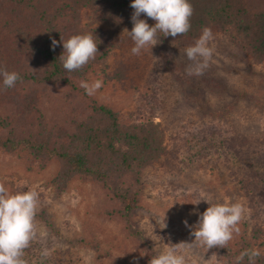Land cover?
Instances as JSON below:
<instances>
[{
	"label": "trees",
	"instance_id": "obj_1",
	"mask_svg": "<svg viewBox=\"0 0 264 264\" xmlns=\"http://www.w3.org/2000/svg\"><path fill=\"white\" fill-rule=\"evenodd\" d=\"M131 2L0 0V68L15 71L21 77L14 87L6 89L0 76V152L22 161L26 173L38 175L52 168L43 183L52 199L65 193L73 182L95 186L105 201L101 216L116 221L120 232L141 255V263L150 264L152 257L159 254L136 220L142 209L141 179L147 171L172 169L179 145L169 148L165 144V130L159 122L122 119L115 106L97 94L87 95L80 87L81 80H102L100 91L105 87L120 91L133 88L134 80L129 77L137 78L142 62L131 53L134 47L128 33L133 27ZM189 2L194 9L189 32L177 37L159 33L160 45L173 44L186 49L195 43L204 27H209L213 35L225 37L237 52V59L252 66L264 62V0ZM140 18L149 26L155 24L145 14ZM88 33L93 34L97 43L96 58L80 70L67 72L59 59L64 51L62 39ZM53 39L58 41L55 49ZM170 62L162 68L181 93L191 94L192 82L193 90L201 86L199 78L188 76L181 63ZM205 82L213 91L223 90L221 79L209 78ZM259 82L262 85L256 84L253 89L258 98L251 93L238 92V95L264 111V80ZM55 94H63L65 102L44 109V101ZM221 144L223 152L231 154L235 162L233 168L227 162L224 165L231 170L233 183V190L225 196L240 199L248 217L241 221L239 234H234L227 248L214 247L211 251L227 264H235L241 252L258 249L261 255L256 264H264V134H235ZM23 191L21 188L13 194ZM228 202L234 203L232 199ZM54 217L45 209L35 217L51 236L58 235ZM69 244L68 250L49 255L52 257L48 264H57L55 255L57 261L62 258L60 264H77L73 249L88 250L96 258L103 255L101 241L87 227L84 233L71 236ZM31 247L25 249L24 259L31 253ZM242 264H248L247 257Z\"/></svg>",
	"mask_w": 264,
	"mask_h": 264
},
{
	"label": "rangeland",
	"instance_id": "obj_2",
	"mask_svg": "<svg viewBox=\"0 0 264 264\" xmlns=\"http://www.w3.org/2000/svg\"><path fill=\"white\" fill-rule=\"evenodd\" d=\"M102 27L107 28L106 25ZM213 36L209 44L214 48L213 57L204 74L196 76L201 86L193 90L194 83L190 85L191 94L181 93L162 68L175 60L186 72L191 61L185 49L160 43L138 55L142 63L135 75L137 78L129 77L134 80L133 88L120 91L105 87L96 92L102 100L115 106L122 119L159 122L165 130V144L169 148L179 145L172 169H156L143 174L142 209L136 220L158 254L181 242L193 243V247L185 250L187 264H217V259L219 264H227L216 253L217 257L212 256L211 249L196 244L191 232L210 205L229 203L231 199L242 204L236 197L225 196L233 190V183L229 175L231 170L224 165L227 162L228 167L233 168L235 162L231 154L223 152L222 140L228 142L233 135L241 133L246 136L264 134V111L238 95V92L251 93L258 98L253 89L256 84L262 85L257 82L264 80V62L258 66L247 65L244 60L237 59V52L222 34ZM209 78L221 79L223 90L209 88L205 82ZM65 99L63 94L51 95L44 101V109L56 103L62 105ZM209 144L210 147H203ZM51 171L52 168L38 175L26 173L22 161L0 152V183L10 194L21 188L25 191L35 188L39 192L37 213L45 209L55 215L54 227L58 235H49L35 219L38 238L31 242L32 251L25 259L26 264H48L52 256L42 257L41 251L47 248L51 255L68 250L71 236L84 233L85 227L101 241L103 255L96 258L88 250L72 248L78 257L77 264H142L141 255L120 232L119 224L101 216L105 201L99 190L77 181L60 197L52 199L50 190L43 184ZM247 217L245 208L242 221ZM61 260L57 261L54 256L55 263L60 264Z\"/></svg>",
	"mask_w": 264,
	"mask_h": 264
},
{
	"label": "clouds",
	"instance_id": "obj_3",
	"mask_svg": "<svg viewBox=\"0 0 264 264\" xmlns=\"http://www.w3.org/2000/svg\"><path fill=\"white\" fill-rule=\"evenodd\" d=\"M130 7L134 10L131 15L133 27L128 32L134 42L131 48L133 55L138 56L142 50L157 45L160 42L159 33H163L164 37H177L187 34L191 28L190 18L194 9L189 0H132ZM141 14L154 20V26H149L145 19H141ZM213 39L211 28L204 27L195 43L185 49L186 57L191 61L186 68L188 76H201L208 69L214 53V48L209 46ZM62 42L64 51L59 59L67 72L82 69L98 53L97 43L91 33L73 35L66 41L62 39ZM57 44L58 41L53 39L52 48L55 49ZM0 76L3 77L6 89L14 87L21 79L17 72H9L4 68H0ZM102 86V80L80 82V87L89 96L95 95ZM38 204L39 192L35 188L10 194L5 185L0 183V264H26L23 259L25 249L38 238L35 223ZM244 216L245 208L240 203L210 205L199 216L195 230L191 232L195 237L194 242L207 250L214 247L227 248L234 234H239V224ZM185 224L187 226V221ZM191 247L193 243L172 245L152 257L150 264H187L185 250ZM260 255L258 249H246L235 258V264H242L245 257L248 264H256ZM41 256H49L47 248L41 251Z\"/></svg>",
	"mask_w": 264,
	"mask_h": 264
}]
</instances>
